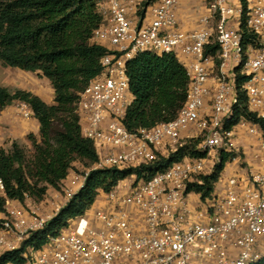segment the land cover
<instances>
[{"label": "built area", "instance_id": "built-area-1", "mask_svg": "<svg viewBox=\"0 0 264 264\" xmlns=\"http://www.w3.org/2000/svg\"><path fill=\"white\" fill-rule=\"evenodd\" d=\"M104 22L92 42L106 47L102 72L80 92L81 133L98 160L81 173L72 170L58 190L43 199L8 197L0 177V255L19 249L45 227L84 186L93 170L148 164L168 155L183 139L200 138V157H185L149 179H123L104 193L105 207L89 209L37 248L28 245L22 264H255L264 257V130L241 120L227 128L239 90L250 111L264 119V0H200L199 25H180L182 0H94ZM244 13L254 38L246 40ZM213 42L216 54L207 53ZM173 52L185 57L190 83L187 100L175 118L130 131L124 124L134 100L128 62L139 53ZM218 59V62H217ZM238 74L246 76L240 86ZM24 117L34 116L19 101ZM239 128L256 138L259 168L229 178L213 198L194 201L188 183L210 174L223 151L231 152ZM71 171V170H70ZM66 181V180H65ZM64 183V181H63ZM99 198V197H98ZM14 264V263H7Z\"/></svg>", "mask_w": 264, "mask_h": 264}, {"label": "trees", "instance_id": "trees-1", "mask_svg": "<svg viewBox=\"0 0 264 264\" xmlns=\"http://www.w3.org/2000/svg\"><path fill=\"white\" fill-rule=\"evenodd\" d=\"M155 0H146L145 5ZM246 7V0H241ZM104 22L94 0H0V61L5 66L41 72L55 88L56 103L50 105L29 90H10L0 85V110L13 101L26 102L40 122L41 141L30 135L34 152L27 158L25 148L14 141L11 149L0 146V177L11 199L23 201L26 194L43 199L49 187L60 189L76 161L86 166L98 160L93 142L81 133L77 101L80 92L103 70L101 58L105 46L92 42L94 31ZM242 32L246 40L254 38L244 13ZM213 42L207 53H217ZM218 62V59H217ZM127 74L134 100L127 109L124 124L130 131L150 128L176 117L187 100L190 79L175 53H139L128 62ZM246 76L238 74L241 86ZM239 104L227 128L246 119L260 124L264 119L250 111L248 96L239 90ZM200 138L189 139L168 155L159 154L154 161L136 167L91 171L84 186L41 230L33 232L19 249L5 251L0 264H22L28 245L39 248L69 226L71 220L84 215L102 191L109 192L132 175L149 179L185 157H200ZM236 153L223 151L220 161L208 175L188 183L187 193L202 201L213 198L216 185ZM5 200L0 198V210ZM255 264H264L262 257Z\"/></svg>", "mask_w": 264, "mask_h": 264}, {"label": "crops", "instance_id": "crops-1", "mask_svg": "<svg viewBox=\"0 0 264 264\" xmlns=\"http://www.w3.org/2000/svg\"><path fill=\"white\" fill-rule=\"evenodd\" d=\"M198 2H200V0H182L181 3L182 8L180 7L179 9V19H180V25L183 29L192 30L198 27L199 18L197 21L196 20L193 21L189 19V15L186 14L185 11V8ZM185 60H186L185 57L179 58V61L183 62ZM0 85L7 87L10 90H15V89L29 90L40 96L46 103L50 105L56 103L55 88L53 87L51 81L48 78L41 75V72L26 71L16 67L5 66L0 61ZM18 105H19V101L15 100L11 104L7 105L5 108L0 110V146L4 147L7 150L11 148L14 141L18 142L22 146L32 147V142L31 139L29 138L30 135H33V137L37 141L39 142L41 141L39 120L35 116L24 117L21 114ZM239 129H244V128H239ZM244 132L248 133L249 136L253 137V138H248V140H250L254 144L255 137L246 130ZM251 160L252 161L250 162V164L253 166V169L259 168L260 165L258 161H256V159L254 158V156L252 157ZM228 164L224 170L225 172L227 171ZM225 172H223L222 175H224ZM237 174L239 175L240 173L238 172L234 175ZM227 176L229 175L227 174ZM49 191L51 190L48 189V192ZM193 195L196 194L193 193L190 196L192 197ZM99 198L93 204V209L105 207V203L100 201Z\"/></svg>", "mask_w": 264, "mask_h": 264}, {"label": "rangeland", "instance_id": "rangeland-1", "mask_svg": "<svg viewBox=\"0 0 264 264\" xmlns=\"http://www.w3.org/2000/svg\"><path fill=\"white\" fill-rule=\"evenodd\" d=\"M182 8V7H181ZM184 10V9H183ZM186 14L189 15V19L193 20V21H197L198 18L200 17L203 9L201 7V1L195 4L190 5L189 7L185 8ZM246 120V119H245ZM244 129H239L236 132L235 138L233 140L234 143V147H232V151L233 153H236V158L233 159L231 162H229L228 167H227V171L224 173V175H222V179H220L219 183H217L216 185V190L218 192H221L222 189L223 191L228 187V181L229 178L232 177L234 174L236 173H245V174H249L251 173V169L253 168V166L250 164V162L252 161V153L255 150V147L257 145V141L256 138H254V144L248 140V138H253L252 136H249L248 133L244 132ZM189 139H183L182 143H186ZM32 142V141H31ZM12 147V146H11ZM25 148L26 151V155L27 158L30 159L33 152H34V148L33 145L32 147H26L23 146ZM11 149V148H10ZM73 168L71 169L70 172L75 171L77 173H81L87 166L80 162V161H76L73 164ZM227 174L229 176H227ZM127 179H132V177H128ZM68 178H66V181H64V183H62L61 185V190H62V186L65 185V183H67ZM49 189H51L53 191V189L58 190L54 187H49ZM104 191H102L99 195V199L100 201L104 202ZM197 196L193 195L192 199H194V201L196 200ZM93 208V206L91 207ZM90 208V209H91Z\"/></svg>", "mask_w": 264, "mask_h": 264}]
</instances>
